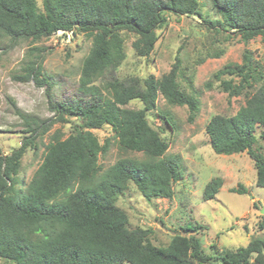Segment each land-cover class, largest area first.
I'll use <instances>...</instances> for the list:
<instances>
[{"label":"trees","instance_id":"obj_1","mask_svg":"<svg viewBox=\"0 0 264 264\" xmlns=\"http://www.w3.org/2000/svg\"><path fill=\"white\" fill-rule=\"evenodd\" d=\"M212 2L222 21L203 18L209 27L236 33L244 43L256 36L264 41V0ZM41 4L39 10L36 0H0V37H9L10 42L38 41L63 30L91 38L80 67L79 98L51 105L58 120L73 115L79 128L64 138L57 132L52 135L24 188L18 178L20 161L36 128L10 153L5 154L0 146V258L13 264L209 263L214 255L203 252L196 233H174L165 245H154L148 240L150 230L130 229L126 213L116 205L129 181L147 200L173 194L180 157H164L168 143L147 119L158 95L168 104L186 105L190 121L198 110L197 98L177 81V57L159 77L149 74L141 80L113 73L125 58L120 31L135 33L134 48L148 56L167 14L202 17L200 0H42ZM253 62L246 49L241 63L225 64L214 77L230 75L221 79L222 88L229 96L239 95L252 78ZM40 74L41 65L31 62L19 78L41 84ZM102 75L106 77L101 90L95 81ZM232 76L239 77L237 83ZM134 99L142 106L125 107ZM16 113L25 117L19 110ZM160 115L169 125L165 114ZM104 125L113 130L120 149L140 152L144 158L120 157L102 169L98 156L108 150L109 139L101 144L91 129ZM257 126L264 127V84L248 94L234 114L212 115L205 132L217 154L246 152L255 166V183L264 188V153L253 147ZM222 183L221 177H212L202 198H213ZM231 190L246 192L241 184ZM198 227L186 224L185 230L196 232ZM263 228L261 222V233L245 246L221 249L214 257L217 264H264Z\"/></svg>","mask_w":264,"mask_h":264},{"label":"rangeland","instance_id":"obj_2","mask_svg":"<svg viewBox=\"0 0 264 264\" xmlns=\"http://www.w3.org/2000/svg\"><path fill=\"white\" fill-rule=\"evenodd\" d=\"M41 2L36 0L39 10H42ZM199 10L202 17L168 13L166 25L157 29L158 39L148 56L139 55L134 48L135 33L120 31L125 58L113 73L118 78L132 75L141 80L149 74L159 77L172 67L177 57V81L181 89L197 98L198 110L190 121L186 105L168 104L158 95L156 108L147 113V119L168 143L164 157H180L179 178L172 185L173 194L170 198L147 200L129 181L117 197L116 205L126 213L130 229L150 230L148 240L154 245H165L174 233H196L201 238L203 252L215 257L221 249L245 246L253 236L261 233L260 223L264 224V188L255 183L252 159L246 152L215 153L205 132V124L212 115L234 114L244 104L246 96L264 84V41L256 36L244 43L236 33L209 27L203 18L222 21L212 0H200ZM90 44L91 38L76 31L54 33L38 41L21 38L10 42L9 37H0L2 151L10 153L31 134L32 128H36L33 142L20 161L18 178L23 188L42 161L45 145L52 135L57 132L64 138L79 128L73 115H65L66 121L58 120L51 105L58 101L72 103L79 98L80 67ZM246 49L254 60L252 78L239 95L229 96L220 81L231 76L223 74L221 79H216L214 73L225 64L241 63ZM31 62L41 65V84L19 78ZM105 77L102 75L95 81L101 90ZM232 79L237 83L239 77L232 76ZM141 106L137 99L125 105L128 108ZM16 110L25 117L21 118ZM161 113L168 118L169 125ZM48 120H52L51 124ZM263 129V126L255 128L253 144L262 153ZM91 131L101 144L109 139L108 150L98 156L102 169L120 157L144 158L140 152L120 149L109 125ZM216 176L222 178V186L213 198L203 199L205 184ZM238 184L243 185L245 193L231 190ZM186 224L200 227L196 232L186 231ZM214 257L207 264H217ZM0 264L13 263L0 258Z\"/></svg>","mask_w":264,"mask_h":264},{"label":"built area","instance_id":"obj_3","mask_svg":"<svg viewBox=\"0 0 264 264\" xmlns=\"http://www.w3.org/2000/svg\"><path fill=\"white\" fill-rule=\"evenodd\" d=\"M61 32H70V31L58 30L56 33H61ZM56 33H55V34H56Z\"/></svg>","mask_w":264,"mask_h":264}]
</instances>
